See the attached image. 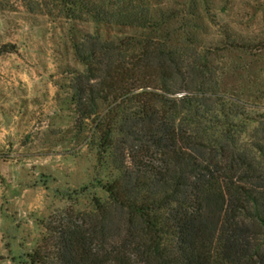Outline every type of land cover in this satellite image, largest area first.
<instances>
[{
	"label": "trees",
	"instance_id": "obj_1",
	"mask_svg": "<svg viewBox=\"0 0 264 264\" xmlns=\"http://www.w3.org/2000/svg\"><path fill=\"white\" fill-rule=\"evenodd\" d=\"M60 6L69 21L138 34L73 44L78 123L93 119L97 160L116 176L87 224H66L53 258L28 264H264V114L221 93L209 51L147 36L163 21L149 8Z\"/></svg>",
	"mask_w": 264,
	"mask_h": 264
},
{
	"label": "rangeland",
	"instance_id": "obj_2",
	"mask_svg": "<svg viewBox=\"0 0 264 264\" xmlns=\"http://www.w3.org/2000/svg\"><path fill=\"white\" fill-rule=\"evenodd\" d=\"M91 1L149 8L163 21L147 36L209 51L221 93L264 114V49L255 46L264 43V0ZM96 31L103 39L138 34L69 21L60 0H0V264L51 260L60 229L87 224L93 198L105 200L102 185L116 176L108 159L97 160L93 119L78 123L71 99L73 78L84 71L73 44Z\"/></svg>",
	"mask_w": 264,
	"mask_h": 264
}]
</instances>
